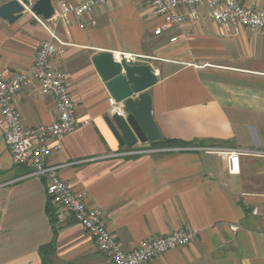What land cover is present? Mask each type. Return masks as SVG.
Returning <instances> with one entry per match:
<instances>
[{
	"label": "crops",
	"instance_id": "0c3cea01",
	"mask_svg": "<svg viewBox=\"0 0 264 264\" xmlns=\"http://www.w3.org/2000/svg\"><path fill=\"white\" fill-rule=\"evenodd\" d=\"M241 1L264 8V0ZM163 22L149 0H108L61 23L65 53L52 66L67 74L79 127L48 162L89 206L104 210L127 250L185 225L197 233L146 264H264V31L203 17L155 34ZM48 36L30 13L15 22L0 16V71L11 78L29 69ZM102 51L143 55L140 63L158 72L148 89L153 116L162 137L177 144L119 143L105 119L112 95L93 63ZM17 97L26 126L56 120L52 95L26 87ZM220 148L243 152L239 173L229 171ZM49 198L45 181L13 162L0 129V264H45L40 249L55 227L49 264H114L82 225L51 221Z\"/></svg>",
	"mask_w": 264,
	"mask_h": 264
},
{
	"label": "built area",
	"instance_id": "2783aa9c",
	"mask_svg": "<svg viewBox=\"0 0 264 264\" xmlns=\"http://www.w3.org/2000/svg\"><path fill=\"white\" fill-rule=\"evenodd\" d=\"M108 0H74L60 2L54 6L49 18L38 15L33 6L22 2L24 12L30 13L49 34L36 54L33 65L9 78L0 71V129L12 152L13 162L28 169L29 176L42 178L51 201L57 206L56 219L79 223L95 239L101 252L114 264H146L151 259L170 250L187 246L197 238V233L185 225L169 234L142 240L132 250L125 249L104 221V210L87 204L85 193L75 191L48 162L54 151L60 150L63 140L79 127L76 104L67 84V74L53 68L52 62L65 53V45L58 36V28L71 16L83 17L91 14ZM153 12L163 17V23L155 34L175 25L190 21L198 22L210 18L227 27H247L253 31H264V8L244 5L241 0H149ZM205 7L207 10L201 11ZM84 27L83 24L80 25ZM117 59L129 63H140L143 55L122 53ZM31 87L33 94L48 93L54 99L56 120L48 125L28 127L18 109V94ZM112 114L125 115L124 104L109 98ZM210 151L211 148H204ZM148 151V150H145ZM215 151V150H214ZM225 156L231 173L240 172L242 151L233 148L216 149ZM136 152V151H135ZM133 152V153H135Z\"/></svg>",
	"mask_w": 264,
	"mask_h": 264
},
{
	"label": "water",
	"instance_id": "95a60500",
	"mask_svg": "<svg viewBox=\"0 0 264 264\" xmlns=\"http://www.w3.org/2000/svg\"><path fill=\"white\" fill-rule=\"evenodd\" d=\"M23 3L29 0H9L0 5V16L15 22L25 12ZM33 10L44 18L54 14L52 0H35ZM93 63L105 81L112 97L124 104L125 115L106 116V122L121 145L135 146L139 142L161 139L160 128L153 116L152 96L148 89L158 82V72L148 63H129L117 59L114 52L102 51Z\"/></svg>",
	"mask_w": 264,
	"mask_h": 264
},
{
	"label": "trees",
	"instance_id": "16d2710c",
	"mask_svg": "<svg viewBox=\"0 0 264 264\" xmlns=\"http://www.w3.org/2000/svg\"><path fill=\"white\" fill-rule=\"evenodd\" d=\"M153 145H157V146H168V145H174V144H177L178 142L175 141V140H169V139H165L163 137H161L160 140L158 141H153L151 142ZM47 211L49 213V216L51 218V221L53 223H56V206L55 204L52 203L51 199L49 198V201H48V205H47ZM54 232H55V235H54V238H53V241L46 245V246H43L41 249H40V252L41 254L43 255V259H44V262L45 264H49V261H48V256L53 252L54 250V242H55V239H56V234H57V229L55 227L54 229Z\"/></svg>",
	"mask_w": 264,
	"mask_h": 264
}]
</instances>
